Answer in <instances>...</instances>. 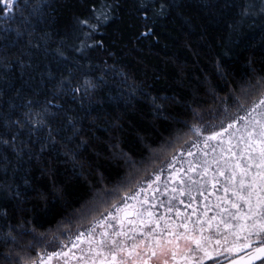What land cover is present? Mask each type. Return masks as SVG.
<instances>
[{
    "label": "trees",
    "instance_id": "trees-1",
    "mask_svg": "<svg viewBox=\"0 0 264 264\" xmlns=\"http://www.w3.org/2000/svg\"><path fill=\"white\" fill-rule=\"evenodd\" d=\"M104 2L113 6L111 19L88 40L104 47L76 51L77 18ZM141 2L16 0L9 17L0 12V139L15 135L22 149L18 155L10 144L0 143V233L23 220L50 237L63 225L66 208L79 207L101 174L109 186L125 181L122 152L134 154L151 172L192 135L183 122L193 123L194 109L213 106L231 81L264 76V0H143L150 5L147 21ZM161 4L167 7L158 15ZM145 25L152 29L148 36L140 35ZM70 70L74 86L91 81L96 87L57 92ZM48 100L53 103L45 111ZM156 105L163 106L160 112ZM36 112L45 113V124L28 122L25 113ZM16 120L25 126L6 123ZM49 127L55 143L48 139ZM42 143H47L43 152ZM54 188L58 197L36 196L37 190ZM40 249L36 245L28 254L35 258ZM8 251L0 236V264H13L4 259Z\"/></svg>",
    "mask_w": 264,
    "mask_h": 264
},
{
    "label": "snow or ice",
    "instance_id": "snow-or-ice-1",
    "mask_svg": "<svg viewBox=\"0 0 264 264\" xmlns=\"http://www.w3.org/2000/svg\"><path fill=\"white\" fill-rule=\"evenodd\" d=\"M149 6L143 0L139 4L144 21L149 19ZM15 7L16 0H0V12L8 13ZM112 7L107 2L99 6L94 3L88 15L77 18L81 38L76 51L104 47L103 42L89 44L88 40L99 31L101 24L111 19ZM166 7L161 4L159 9H155L156 14L163 15ZM20 11L23 14V10ZM248 12L249 9L245 8L244 14ZM145 27L146 30L140 33L142 36L152 32L150 27ZM57 51L59 55H64L59 49ZM217 70L220 71L219 62ZM70 77L71 70L69 76L56 86L57 92L76 94L82 89L87 92L96 87L91 81L74 86ZM229 83L233 86L224 97H215L214 105L207 109H194L190 125L183 122L192 135L174 152L171 161L166 162L170 170L169 181L176 182L178 186L169 188L166 182L163 192H160L159 183L165 169L153 167L149 172L134 154L122 152L127 173L125 181L118 182L119 187L109 186L101 174L90 185L89 196L79 207L66 208L63 225L49 238L38 233L35 227L28 228L23 220L15 226L7 225L8 230L0 233L9 246L4 259L13 261V264H48L56 256H71L77 264H205L206 260L220 254L218 250L221 247L232 245L229 251L247 250L240 264H264V76ZM152 99L155 103V98ZM53 100L47 101L45 111ZM162 107L156 105V111L160 112ZM44 115L42 112L25 113L28 122L34 126L45 124ZM6 123L19 125L20 128L25 126L20 120ZM68 123H73L72 117H68ZM73 132H80L75 124ZM192 136L196 137V142L192 141ZM16 139L13 135L11 140L0 139V143L10 144L20 155L22 149L17 148ZM48 139L56 142L51 127ZM85 143L81 141V144ZM188 144L198 152L189 150L186 155L193 159L187 161V169H176L177 154L183 155V149ZM23 147L30 148L26 143ZM46 147L47 143H42L40 151L43 152ZM111 147L116 149L118 144ZM145 150L151 152L148 146ZM142 167L144 175L141 177ZM149 190L160 192L161 196L167 195V203L162 199L158 205L150 203L147 198L141 200V194ZM16 195L23 199L18 191ZM49 195L58 197L60 192L55 188L51 193L36 191L40 200L46 201ZM184 197L188 198L187 204ZM152 199L156 200V196ZM194 204L197 206L194 207ZM178 205H184V210L181 211ZM157 206L164 209L163 214L154 211ZM173 212L175 219L171 215ZM74 223L75 236L69 237L71 249L67 252H47L46 249L54 244H59L61 249L67 247L60 237L72 233ZM85 225L88 227L85 228ZM253 237L256 239L253 240ZM26 238H29L27 243H22ZM241 240L246 243L240 244ZM81 243L87 248H81ZM36 245H43V250L32 258L28 252ZM17 248L20 251H16ZM72 249H79L81 255L75 256Z\"/></svg>",
    "mask_w": 264,
    "mask_h": 264
},
{
    "label": "rangeland",
    "instance_id": "rangeland-1",
    "mask_svg": "<svg viewBox=\"0 0 264 264\" xmlns=\"http://www.w3.org/2000/svg\"><path fill=\"white\" fill-rule=\"evenodd\" d=\"M263 6H264V2H263ZM12 12H13V10L11 12L5 13V17H9L12 14ZM192 141L196 142V137L195 136H192ZM199 143H200V147L203 148V142L200 141ZM212 143L215 144L216 142H212ZM189 150H191L193 152H198V149L192 148L191 144H188L187 146H185L184 149H183L184 154L183 155L177 154V160H176V163H175V168L176 169H179L181 167L187 169V167H188L187 161L193 159V157H189V156L186 155V153ZM210 150L211 149H209V151ZM171 156L168 157L167 159H165L160 165H158L156 167L157 169H159V168H164L165 169V171L163 172L162 177H161V182L159 183L160 192H163V189H164V186H165L166 182L168 183L169 188L172 187V186H178L176 182H170L169 181V171L170 170L167 169V163L166 162H170L171 161ZM155 186L156 185H154V187ZM145 187H147V185H145ZM160 192L153 193L151 190H149V191H147L145 193H142L140 199L143 200V199L147 198L150 203L157 204V205H158V201L161 200V199L164 200L165 203H167V199H168L167 195L161 196ZM154 195L156 196V200L152 199V197ZM184 200H185V204H187L189 202L187 197H184ZM195 206H197V205L194 204V207ZM178 207L181 209V211H183L185 206L184 205H178ZM154 211L157 214H163L164 209L160 208L159 206H157L154 209ZM188 211L190 212L191 209H188ZM171 215H172L173 219L176 218L175 217V212H173ZM46 238H49V237H46ZM255 239L256 238L253 237V240H255ZM239 243L243 244V243H246V241L241 240ZM230 247H232V245H227V246L221 247L218 250L220 254L217 257H215V258H213L211 260H206L205 264H219V263H221V262H223L225 260H228V259L232 258L233 256H236V255L240 254L243 251H246V249H243V248H241L239 251H235V250L229 251L228 249Z\"/></svg>",
    "mask_w": 264,
    "mask_h": 264
},
{
    "label": "flooded vegetation",
    "instance_id": "flooded-vegetation-1",
    "mask_svg": "<svg viewBox=\"0 0 264 264\" xmlns=\"http://www.w3.org/2000/svg\"><path fill=\"white\" fill-rule=\"evenodd\" d=\"M88 225H85V228H87ZM72 237L74 238L75 236V229H73V232L72 233H69L68 236H63V237H60L61 240H63L66 244H67V247L61 249L60 248V245L59 244H54L53 246L51 247H48L46 249L47 252H56V251H63V252H67L69 251V249H71V243L69 241V237ZM81 248H87V245L84 244V243H81L80 245ZM43 250V245H41V249L38 251H42ZM72 252L75 254V256H80L81 253L79 251V249H72ZM36 258V257H35ZM45 259H47V257H45ZM66 261H67V264H77L76 260L68 257V258H63L61 256H56V257H53L51 259V261L48 262V264H66Z\"/></svg>",
    "mask_w": 264,
    "mask_h": 264
},
{
    "label": "water",
    "instance_id": "water-1",
    "mask_svg": "<svg viewBox=\"0 0 264 264\" xmlns=\"http://www.w3.org/2000/svg\"><path fill=\"white\" fill-rule=\"evenodd\" d=\"M246 251H243L240 254L233 256L232 258L225 260L219 264H233L234 261L237 262V264H240L241 258L246 255Z\"/></svg>",
    "mask_w": 264,
    "mask_h": 264
}]
</instances>
